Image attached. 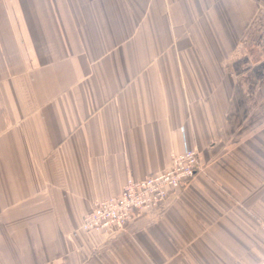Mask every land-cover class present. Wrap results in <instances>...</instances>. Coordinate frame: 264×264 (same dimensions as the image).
I'll use <instances>...</instances> for the list:
<instances>
[{"label":"crops","instance_id":"0c3cea01","mask_svg":"<svg viewBox=\"0 0 264 264\" xmlns=\"http://www.w3.org/2000/svg\"><path fill=\"white\" fill-rule=\"evenodd\" d=\"M262 25L264 0H0V264H260ZM186 150L162 208L80 231Z\"/></svg>","mask_w":264,"mask_h":264},{"label":"built area","instance_id":"2783aa9c","mask_svg":"<svg viewBox=\"0 0 264 264\" xmlns=\"http://www.w3.org/2000/svg\"><path fill=\"white\" fill-rule=\"evenodd\" d=\"M201 171L196 151L186 150L173 156L169 170L141 181L130 179L119 196L93 203L80 231L85 234L126 231L146 213L162 208L172 194L186 187Z\"/></svg>","mask_w":264,"mask_h":264},{"label":"rangeland","instance_id":"374dc122","mask_svg":"<svg viewBox=\"0 0 264 264\" xmlns=\"http://www.w3.org/2000/svg\"><path fill=\"white\" fill-rule=\"evenodd\" d=\"M261 33H262V35H261V44H262V47H261V50H262V52H261V61L263 62L262 64H264V25H262V27H261ZM258 51V50H257ZM262 70H264V68H262Z\"/></svg>","mask_w":264,"mask_h":264}]
</instances>
